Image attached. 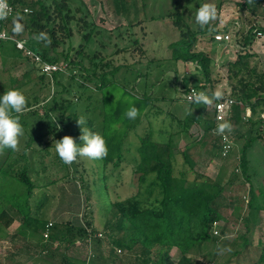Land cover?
<instances>
[{
  "label": "trees",
  "instance_id": "16d2710c",
  "mask_svg": "<svg viewBox=\"0 0 264 264\" xmlns=\"http://www.w3.org/2000/svg\"><path fill=\"white\" fill-rule=\"evenodd\" d=\"M127 1L133 3L134 11L138 10L137 0L117 1L114 10L131 15L125 10L130 8ZM10 2L16 13L0 21V28H7L16 15L24 17L25 9H29L25 21L31 37L27 46L44 61H63L66 68L52 75L54 91L42 105L34 106L27 98L26 110L20 116L24 135L19 150L0 152V233L19 224L14 239L21 238L39 250L44 263L264 264V240L258 236L264 213V184L256 188L253 183L256 176L264 178V169L253 168L250 158L256 144L264 142V70L256 54L244 49L228 64L230 95L236 100L232 116L227 120L232 125L228 133L234 141H244L237 153L233 149L224 159L227 162L233 157L231 171L223 179H213L196 169L204 153L211 159L221 156L222 135L215 133L217 101L207 108L193 104L185 116L173 115L172 125L176 129L166 142L155 141L150 126L143 128L136 148L137 164L133 166L132 185L137 190L121 199L109 182L119 180L123 165L131 162L128 157L131 136L150 115L151 104L159 100L146 90L138 93L130 88L134 82L140 84L145 76L142 64L136 68H133L135 64L114 65L113 58L100 57L98 50L87 52V47L94 44L97 26L88 21L83 0ZM263 4L264 0H256L254 5L245 0L241 8L250 12V22L254 23L256 17L264 15ZM181 8L182 11L170 15L180 32L179 39L169 46L170 60L193 63L201 70V77L186 81V93L192 88L211 92L213 85L221 80L214 78L211 54L196 45L202 35L211 36L214 41L215 33L229 29L221 30L215 22L212 27L199 26L194 30L185 19L193 7ZM80 22L85 30L89 28L82 36L83 44L75 50L70 43L67 50L59 52L67 41L72 42L73 26ZM248 29L247 44L251 45L256 34L254 28ZM257 30L264 34V28ZM41 31L51 37V45L34 39ZM0 51L16 58L22 56L10 41L0 40ZM140 51L145 54L144 50ZM84 60L90 65L84 64ZM118 75L120 82L115 79ZM64 79H68V84ZM9 89H3L0 96ZM132 106L140 112L135 120L125 116ZM247 108L252 112L249 118H245ZM81 116L86 119L87 127L105 138L108 147L107 156L95 160L97 178L92 185L79 175L77 163L69 166L61 161L53 145V139L65 135L82 143L76 123ZM183 135L194 142L176 152L174 142ZM67 178L79 179L82 189L90 190L88 200L91 190L99 193L107 213L104 233L95 229L92 220L87 226L52 222L49 227L51 222L38 215L41 202L36 203V191L54 187ZM246 185L250 197L247 204L244 198L229 195L236 192L237 186ZM228 210L232 211L230 215L225 213ZM233 220L243 229L232 234L229 226ZM221 223H225L222 229ZM173 249L179 252L177 262L171 256ZM8 258L16 262L14 254Z\"/></svg>",
  "mask_w": 264,
  "mask_h": 264
},
{
  "label": "rangeland",
  "instance_id": "374dc122",
  "mask_svg": "<svg viewBox=\"0 0 264 264\" xmlns=\"http://www.w3.org/2000/svg\"><path fill=\"white\" fill-rule=\"evenodd\" d=\"M83 1L89 13L88 21L93 22L97 26L94 44L87 47V52L98 50L100 57L113 58L114 65L130 64L133 66L135 64L136 66L133 68H136L140 67L141 63L145 76L142 77L140 84L139 82H134L130 88L138 93L146 90L149 94L159 98L157 102L154 101L151 104L153 109L138 128L137 133L131 136L130 152L128 153L131 162L123 165L119 180L115 178L109 182L111 186L116 187L117 195L121 199H125L137 190V187L132 185L133 166L137 164L138 154L136 153V148H138L139 135L141 136L143 128L151 127L155 141H168L170 134L174 133L176 129L172 125L173 115L185 116L190 109V104L187 101L186 81L189 78L197 79L201 77V70L195 64L177 63L170 60L172 53L169 46L177 41L180 36L178 28L173 23V17L170 16L171 13L178 10L182 11L183 8L181 6L186 5L190 9L192 6L193 8L185 16V19L194 30H198L199 25L195 23L197 8L203 3L216 5L219 16L215 22L219 23L221 30L223 28L229 29L234 37L233 41L228 44L216 43L211 36L207 38V36L202 35L196 47L211 54L214 78L221 80L213 85V91L222 90L224 96L230 95L227 80L228 64L234 62L242 50L246 49L256 54L264 70V57L260 55L264 52V41L260 40L262 37L258 38L256 35L252 44H247L248 28H254L255 34L257 29L264 28V15H259L260 17L254 23L250 22V12L241 8L245 0L244 2L243 0H199L200 2L198 0H137V9L139 11H134L133 3L127 1L125 3H129L130 8L127 9L125 7V10H128L131 15L119 14L118 11L117 13L114 10L116 9V2L120 0ZM19 9L23 11L22 8ZM24 14L26 15L23 17L22 23L25 28L22 34L14 35L10 32L13 28V21L8 24L7 30L13 36L28 43L31 37L26 29L25 20L28 17V13L25 12ZM81 16L79 15L78 17ZM255 24L256 26H254ZM246 25L248 27L244 29L245 32L241 31ZM73 27L74 37L72 42L67 41L65 46L59 48V52L63 49L67 50L70 43L75 50H78L79 46L83 44L84 39L82 36L84 32L89 31V28L85 30L82 22ZM213 31L215 30L213 29ZM136 41H139L138 47H136ZM259 41L262 42L260 43ZM124 48L128 50L126 53L121 52ZM140 50H144L145 54H141ZM73 56H75V52ZM61 63L66 68V64L63 61ZM84 64L90 65L88 60H84ZM119 76L115 77V79L120 82ZM51 77L44 76L42 70L24 53H22L21 57L16 58L14 54L5 53L4 55L0 51V92L3 89L11 88L12 85H17L18 90L23 92L32 105H42L54 91V83ZM64 82L68 84V79H64ZM230 136L235 143L233 149L237 153L244 141H234L233 135L230 134ZM193 142L186 138L185 135L179 137L174 142L176 152L184 150L187 145L192 146ZM231 158L233 159V157ZM250 158L253 168L257 170L264 169V142L256 144L250 153ZM224 159L221 156L211 159L209 155L204 153L203 159L198 163L196 169L213 179H223L233 166L232 159L227 162ZM205 161H208L207 164ZM74 163L78 164L79 175L83 176L85 181L92 185L97 178V162L87 158H78V161ZM253 183L258 188L264 184V178L259 179L256 176V178H253ZM91 191L90 200H88L87 197L90 195V190L82 189L79 179H62L54 187L36 191V198H38L36 203L39 204L41 202L38 215L54 224L68 222L74 225L87 226L92 220L95 229L104 233L107 219L106 209L103 203L100 202L99 193ZM248 193L249 185H246L237 186L236 192H231L229 195L232 197L240 196V198H244L247 204L250 198ZM117 195H113V197L116 198ZM231 212V210L225 211L226 215H230ZM18 226L19 224H15L6 232L0 233L2 236L0 237V264H54L52 262L44 263V257L39 254V250L29 246L28 242L23 241L21 238L14 239L13 235ZM220 226L219 228L222 229L225 223H221ZM229 228L232 234L243 229L242 225L238 224L236 220H233ZM259 228L261 231L258 236L264 240V213L261 215ZM91 229L92 227L89 230ZM102 237H104V234ZM10 254H14L16 262L8 258ZM178 255L177 249H173L171 256L174 262L178 261Z\"/></svg>",
  "mask_w": 264,
  "mask_h": 264
},
{
  "label": "clouds",
  "instance_id": "9594fccd",
  "mask_svg": "<svg viewBox=\"0 0 264 264\" xmlns=\"http://www.w3.org/2000/svg\"><path fill=\"white\" fill-rule=\"evenodd\" d=\"M244 2V0H243ZM249 5H254L256 0H246ZM12 13L7 0H0V20H6ZM218 9L213 3L201 4L195 14V23L201 29H205L218 19ZM23 17L16 16L13 19L12 32L14 35H20L24 31ZM6 33H0V39H10ZM38 42H46L51 45V37L41 31L34 36ZM224 93L222 90H215L211 92L197 91L192 88L187 99L190 105L203 106L205 108L211 107L216 101L222 100ZM27 107V97L18 89H9L0 96V152L5 149L18 151L20 146V138L24 135V127L20 123V116L24 113ZM192 111L189 115H192ZM139 109L135 106L130 107L125 116L129 120H135L139 116ZM76 123L80 128L81 135L79 140L82 142L78 144L76 139L70 135H65L62 139H53V145L56 154L61 161L66 165H72L78 161V158H87L90 160H102L108 154V147L105 138L99 133L95 132L86 126V119L79 117ZM59 127V126H57ZM232 131V125L227 120L220 118L217 124L215 133L217 135H224L226 132Z\"/></svg>",
  "mask_w": 264,
  "mask_h": 264
},
{
  "label": "built area",
  "instance_id": "2783aa9c",
  "mask_svg": "<svg viewBox=\"0 0 264 264\" xmlns=\"http://www.w3.org/2000/svg\"><path fill=\"white\" fill-rule=\"evenodd\" d=\"M7 2L9 4L10 8L12 9V13L7 18V19H9L15 15L16 9L11 4L10 0H7ZM25 12L30 13L31 11L29 9H25ZM259 17L260 16L256 17L255 21ZM6 20H0V21H6ZM254 26H256V24ZM256 32H257L256 35L258 38H261V37H262L261 39L264 38V34L262 32H259L258 30ZM0 33H6L8 37H11L10 39H0V40L14 42L17 49L20 50L22 53H24L28 58H30L34 62V64L42 70L43 74H45L47 76H52L55 72L62 71L65 69L63 67L62 63H50V62L44 61L37 53H35L31 49H29V47L27 46L28 43H26L23 40L18 39L15 36H13L12 33L8 32L7 28H5V27L0 28ZM233 38L234 37L230 31H224L223 30L221 32L214 34V39H215L216 43L228 44L231 41H233ZM190 91L187 93V97H188V95H190ZM235 104H236V100L234 98H232L231 95H226L223 97L222 100L217 101L216 108H215V118H216L217 124L220 121V118H223L225 120H228L231 118L232 113H233V106ZM251 115H252L251 109L247 108L246 113H245V118H249V117H251ZM262 116L264 118V114ZM233 147H234V142H233L231 136L227 133L222 135L221 157L222 158L228 157L230 152L233 150ZM52 225H53V223L51 222L49 224V227H51Z\"/></svg>",
  "mask_w": 264,
  "mask_h": 264
},
{
  "label": "crops",
  "instance_id": "0c3cea01",
  "mask_svg": "<svg viewBox=\"0 0 264 264\" xmlns=\"http://www.w3.org/2000/svg\"><path fill=\"white\" fill-rule=\"evenodd\" d=\"M248 27V26H247ZM221 29V28H220ZM224 29V28H223ZM243 30V32H245L244 31V29H246V27L244 26V28H242ZM260 40H262V41H264V39H260ZM262 41H259L260 43L262 42ZM215 42V41H214ZM260 55H262V57H264V52L263 53H261ZM215 56V55H214ZM214 56H213V58H214Z\"/></svg>",
  "mask_w": 264,
  "mask_h": 264
}]
</instances>
